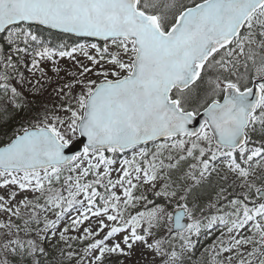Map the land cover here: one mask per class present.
<instances>
[{
  "label": "snow or ice",
  "instance_id": "snow-or-ice-1",
  "mask_svg": "<svg viewBox=\"0 0 264 264\" xmlns=\"http://www.w3.org/2000/svg\"><path fill=\"white\" fill-rule=\"evenodd\" d=\"M137 246L264 264V0H0V264Z\"/></svg>",
  "mask_w": 264,
  "mask_h": 264
},
{
  "label": "trees",
  "instance_id": "trees-1",
  "mask_svg": "<svg viewBox=\"0 0 264 264\" xmlns=\"http://www.w3.org/2000/svg\"><path fill=\"white\" fill-rule=\"evenodd\" d=\"M45 37H46V40L52 44L72 43L74 39V38H69L66 36H61L59 34H48V33H45ZM49 75H51V73H49ZM50 92H51V89H49L48 92H45L41 95L32 97V99L34 100L32 112L31 113H19L12 120H10L8 124L2 125V127L10 129L12 126L18 125L24 119L26 115H31L37 112L40 109L41 105L57 102V98L54 96V94L50 95ZM221 183L222 182L220 181L218 177H213L210 182H208L204 187L200 188L198 190V195L201 198V202L214 198L216 190ZM204 243L209 244L211 243V240L205 241ZM116 259H117L116 257L112 258L113 264ZM119 259L123 260L124 264H144V263L149 262V260H151L154 263L152 259V254L150 252L144 251L143 247H139L133 250V255L131 258L126 259L124 257H120Z\"/></svg>",
  "mask_w": 264,
  "mask_h": 264
},
{
  "label": "rangeland",
  "instance_id": "rangeland-1",
  "mask_svg": "<svg viewBox=\"0 0 264 264\" xmlns=\"http://www.w3.org/2000/svg\"><path fill=\"white\" fill-rule=\"evenodd\" d=\"M64 63L67 64V61H65ZM139 247H142V246H137L134 248V250L139 248ZM134 263H136V262H134ZM157 263H158V261H154V263H153L151 260H149V262H147L146 264H157Z\"/></svg>",
  "mask_w": 264,
  "mask_h": 264
},
{
  "label": "water",
  "instance_id": "water-1",
  "mask_svg": "<svg viewBox=\"0 0 264 264\" xmlns=\"http://www.w3.org/2000/svg\"><path fill=\"white\" fill-rule=\"evenodd\" d=\"M83 139V138H82ZM86 142V141H85Z\"/></svg>",
  "mask_w": 264,
  "mask_h": 264
}]
</instances>
